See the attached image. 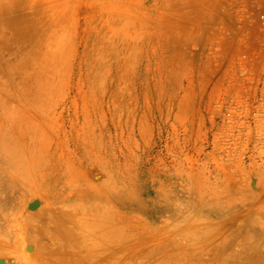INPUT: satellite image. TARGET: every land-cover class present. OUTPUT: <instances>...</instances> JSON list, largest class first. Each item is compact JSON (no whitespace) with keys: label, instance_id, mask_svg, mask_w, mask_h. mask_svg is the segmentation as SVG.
Returning <instances> with one entry per match:
<instances>
[{"label":"rangeland","instance_id":"rangeland-1","mask_svg":"<svg viewBox=\"0 0 264 264\" xmlns=\"http://www.w3.org/2000/svg\"><path fill=\"white\" fill-rule=\"evenodd\" d=\"M263 19L264 0H0V262L264 264V148L221 116Z\"/></svg>","mask_w":264,"mask_h":264},{"label":"built area","instance_id":"built-area-1","mask_svg":"<svg viewBox=\"0 0 264 264\" xmlns=\"http://www.w3.org/2000/svg\"><path fill=\"white\" fill-rule=\"evenodd\" d=\"M255 35L254 42L247 38V47L226 61V80L237 88L225 97L221 116L232 130L247 132V148H264V29Z\"/></svg>","mask_w":264,"mask_h":264},{"label":"bare ground","instance_id":"bare-ground-1","mask_svg":"<svg viewBox=\"0 0 264 264\" xmlns=\"http://www.w3.org/2000/svg\"><path fill=\"white\" fill-rule=\"evenodd\" d=\"M33 205H34V204H33ZM33 205H31V206H33ZM29 248L31 249L32 247H29ZM32 250H33V249H32ZM32 250H31V251H32ZM2 261H3V260H2ZM0 264H2V262H0Z\"/></svg>","mask_w":264,"mask_h":264}]
</instances>
